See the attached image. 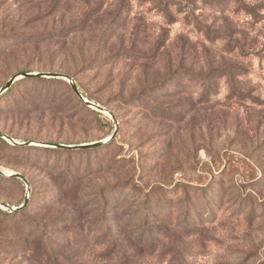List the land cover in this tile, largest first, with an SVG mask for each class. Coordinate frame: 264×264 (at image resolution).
Returning <instances> with one entry per match:
<instances>
[{
  "label": "rangeland",
  "instance_id": "1",
  "mask_svg": "<svg viewBox=\"0 0 264 264\" xmlns=\"http://www.w3.org/2000/svg\"><path fill=\"white\" fill-rule=\"evenodd\" d=\"M23 73L110 115L59 78L0 95L29 187L0 176L28 197L0 264H264V0H0V88Z\"/></svg>",
  "mask_w": 264,
  "mask_h": 264
},
{
  "label": "water",
  "instance_id": "2",
  "mask_svg": "<svg viewBox=\"0 0 264 264\" xmlns=\"http://www.w3.org/2000/svg\"><path fill=\"white\" fill-rule=\"evenodd\" d=\"M29 77H38V78H59V79H64L66 80L73 93L76 95V97L81 100L84 104H86V106L94 109L95 111L97 112H100V113H107L102 107L92 103V102H89V101H86L83 96L80 94V92L78 91V89L76 88V86L72 83V81L68 78H66L65 76L63 75H57V74H27V73H23V74H19V75H14L13 77H11L1 88H0V95H2L3 93H5L10 87L11 85L19 78H29ZM108 114V113H107ZM110 115V114H108ZM111 117V116H110ZM112 118V117H111ZM113 120V118H112ZM115 135V133H113V135L111 136V139L113 138V136ZM0 138L1 139H7V137L5 135H3L2 133H0ZM110 139V140H111ZM109 141V140H108ZM99 143H93V144H88V145H80V146H72V147H69V146H63V145H52L51 147H54V148H74V149H82V148H88V147H93V146H96L98 145ZM17 145H30V143H24V144H17ZM47 146V145H46ZM0 176H3V177H7V178H15V179H18L20 181H22L25 185H26V188L27 190L29 189L28 187V183H27V180L20 174H16V173H11V174H5L3 172L0 171ZM27 200H28V197H25L24 198V201H23V204L20 206V207H17V208H13V207H10L6 204H0V209L1 208H4V209H7L8 211L10 212H13V211H17L21 208H23L25 206V204L27 203Z\"/></svg>",
  "mask_w": 264,
  "mask_h": 264
},
{
  "label": "trees",
  "instance_id": "3",
  "mask_svg": "<svg viewBox=\"0 0 264 264\" xmlns=\"http://www.w3.org/2000/svg\"><path fill=\"white\" fill-rule=\"evenodd\" d=\"M13 85V84H12ZM12 85H11V87H12ZM10 87V88H11ZM75 95V94H74ZM76 96V95H75ZM88 100H90L91 101V99L90 98H87ZM6 180H8V181H12V182H16L17 180L15 179V178H12V177H10V178H7ZM24 212H25V208H22V209H20L18 212H11V213H8V212H3V211H0V215H1V218H3V220H1L2 222H5V221H8V219H10V218H13V217H15V216H17V215H19V216H23V214H24ZM41 238V237H40ZM40 238H39V240H40ZM36 242H38V240L36 241ZM40 243H41V241H40ZM43 244L45 245V252L42 250V251H40V253H39V255H40V257L42 258V260H44L45 262H49V263H53V261L55 260V255L54 254H52V250L48 247V241H45L44 240V242H43ZM41 245V244H40ZM22 247V246H21ZM21 247H19L20 248V251H18V254L20 255V256H24V251L23 250H25L26 248H28L27 246H23L22 247V249H21ZM24 253V254H23ZM22 259V258H21Z\"/></svg>",
  "mask_w": 264,
  "mask_h": 264
}]
</instances>
